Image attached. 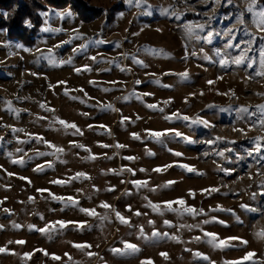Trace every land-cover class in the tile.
<instances>
[{
    "label": "rangeland",
    "instance_id": "1",
    "mask_svg": "<svg viewBox=\"0 0 264 264\" xmlns=\"http://www.w3.org/2000/svg\"><path fill=\"white\" fill-rule=\"evenodd\" d=\"M80 1L88 12L81 13L71 5L50 6L40 12L47 15H41L32 42L8 38L5 29L0 28V201H4L0 204V225H4L0 247L9 249L0 253V264H141L149 259L154 264H225L241 259L247 252H254L255 256L244 264H264V236L257 235L264 231V140L260 141V151H254L255 138L264 137V115L256 109L257 105H264V77L255 75L260 70L261 41L257 39L248 52L249 61L253 62V67L248 68V61L240 66L231 63L241 49L225 48L229 37L224 35L228 29H237L232 42L241 43L243 48L249 37L236 23V17L244 12L249 0H232L231 4L227 0H146L140 7L123 0ZM258 6L264 7L260 2ZM3 11L0 8L1 14ZM63 12L71 15H57ZM245 18L249 21L248 30L259 37L250 23V14L245 12ZM198 24L205 26L203 31L195 30L201 39H189L186 26ZM210 31L213 36L209 42ZM99 40L104 43H96ZM145 48L163 50L168 56L153 55ZM193 52L195 56L191 55ZM204 55L209 59H203ZM49 56L53 63L46 59ZM132 56L147 67L134 64ZM90 57H96V61ZM220 59L229 63L221 66ZM69 60L71 63L60 64ZM84 66L91 71L75 72ZM185 71L189 74L187 79L180 75ZM156 79L159 85L152 82ZM137 80L141 81L139 85ZM209 80L215 83L210 86L206 83ZM65 87L69 90L67 96ZM81 88L83 92L79 91ZM104 88L112 90L104 92ZM137 95L142 99L137 100ZM73 96L78 99H71ZM40 103L54 111L41 109ZM107 104L115 111L105 110L103 106ZM148 104L157 105V109L146 107ZM240 107H248L252 115L239 113ZM176 113L189 120L177 118L173 115ZM122 117L128 118L123 124ZM57 118L74 122L83 134L64 130L55 122ZM197 118L209 126L193 124ZM151 132L168 134L157 140ZM175 132L190 137L192 142L175 136ZM133 133L140 139H133ZM35 136L64 151L54 153V149L37 142ZM73 143L84 145L90 152ZM104 144L109 147H101ZM117 144L125 147L118 148ZM38 152L54 154L37 156ZM176 152L181 155L176 156ZM221 152L223 156L219 155ZM89 155L96 159H87ZM14 159H24L25 163L13 164ZM49 162L51 167L33 171L37 165ZM166 165L172 167L165 168ZM179 165L197 171L189 172ZM157 167L163 171L154 172ZM128 168L135 174L123 170ZM77 172L86 173L90 179L50 183L69 181ZM21 176L31 183L19 179ZM134 180L147 181V185L137 187L131 183ZM169 181L175 183L168 185ZM213 187L219 191H201ZM109 188L115 190L107 191ZM37 189L47 191L40 193ZM189 190L194 196L189 195ZM49 192L56 197H73L79 203L73 206L54 200ZM29 197L34 199L29 202ZM176 199H183L184 207L198 212L202 209L203 213L193 216L168 211L164 202ZM103 202L111 208L100 207ZM149 203L160 205V210L154 212L147 206ZM241 204L246 208L242 209ZM172 207L182 211L181 205ZM5 208L11 214L5 213ZM80 208L94 209L98 215H86ZM112 209L127 218L130 226L121 224ZM137 211L141 215H134ZM165 220L171 226H166ZM56 221L79 222L84 227L78 229L76 223H69L63 229L56 225L50 233L35 230ZM13 223L22 227L15 229ZM29 225L34 229L29 230ZM154 230L161 235L154 237ZM205 232L220 239L238 237L248 243L233 240L232 246L223 250L213 248ZM172 236L178 237V242ZM16 240L26 243H8ZM122 242L135 244L139 251L113 253L111 249L124 247ZM84 243L91 248L82 251L73 247ZM36 249L61 259L54 261ZM88 251L95 255L89 257ZM28 252L34 255L25 261L22 255ZM162 252L168 254L167 260L159 255ZM194 252L209 259L194 257ZM65 253L72 257L71 261Z\"/></svg>",
    "mask_w": 264,
    "mask_h": 264
},
{
    "label": "snow or ice",
    "instance_id": "2",
    "mask_svg": "<svg viewBox=\"0 0 264 264\" xmlns=\"http://www.w3.org/2000/svg\"><path fill=\"white\" fill-rule=\"evenodd\" d=\"M124 3L126 4H133L135 2L136 6L137 7H140L141 4L145 3L146 0H123ZM217 2H219V0H217ZM227 2L229 4H231L232 0H227ZM259 5V0H249V2L247 3L246 5V8L244 10V12H241L237 17H236V23H238L241 28L243 29L245 35H247L249 37V39L246 41V42H243L244 46L243 48H241V43H233V39L235 38V32L237 31V29H228V31H226L224 33V35L226 37H229L228 39V42L225 44V48H237V49H241L240 51V54L238 56H236L233 60H231V63L232 64H235L237 66H240L242 64H245L246 61L247 62V67L248 68H252L253 67V62H250L249 61V58H248V52L252 51V44L255 43L257 41V39H259L261 41V44H260V48H259V63H260V70H258L255 75L256 76H260V77H264V7H260L258 6ZM245 12L250 14V17H251V20H250V23L252 25H254V27L256 28V32L257 33H260L259 37H257L256 33H253L251 31L248 30L247 28V24L249 23L248 20H246L245 18ZM164 13L167 14V9L164 10ZM145 15H151V12H144ZM4 17L7 18V13H3ZM41 15H47L46 13H41ZM57 15L59 16H70L71 13L70 12H63V13H57ZM122 15V14H121ZM176 19H180V16L179 15H176ZM25 24L27 27H32L30 21H25ZM205 28V26L203 24H198V25H187L186 26V33H187V36L189 39H194V40H199L201 39V37L196 33V29H199V31H203ZM45 31H47V29H45ZM134 35H138V33H135ZM213 36V32H208L207 33V37L209 38V42H210V38ZM96 43H104L103 40H99V41H96ZM84 47V46H82ZM117 47H119V45L117 44ZM27 50V49H25ZM51 51V50H49ZM74 52L77 51V49H73ZM144 51L146 52H151V54L153 55H162V56H168V53L164 52L163 50H155V49H147L145 48ZM127 56V54H125ZM191 55L195 56L196 53L193 52L191 53ZM216 55L217 56H220L221 55V52L219 50H216ZM46 59L49 60V63H53L51 57H46ZM90 59H92L93 61H96V57H90ZM132 61L134 64L136 65H139L140 67H147V65L142 61V60H139L136 58V56H132L131 57ZM203 59L205 60H208L209 59V56L207 55H204ZM65 63H71V60L69 61H60V64H65ZM109 63H112V61H109ZM219 63L221 66H225L227 63H229V61L225 60V59H220L219 60ZM126 69L124 68H121V71H125ZM81 71H91V69L88 67V66H84L83 69L81 68H76L75 69V72L76 73H80ZM33 75H35V73H33ZM148 75H155V74H152V73H149ZM182 78L184 79H187L188 78V72L185 71L184 73H181L180 74ZM218 79H222V77H218ZM153 83L159 85L160 84V81L159 79H156V80H153L152 81ZM60 84H65L66 85V82L65 81H60L58 82ZM89 83H94L92 81H90ZM112 83H116L115 81L112 82ZM135 83L137 85H139L141 83L140 80H137L135 81ZM206 83L208 85H212L214 84L215 82L212 81V80H209V81H206ZM164 87H167V85H163ZM49 87H53L52 85H49ZM112 89L110 88H104L103 91L104 92H109L111 91ZM79 91L83 92L84 90L81 88L79 89ZM69 94V90L67 87H65V90H64V95H68ZM202 94V93H201ZM219 94H223V93H219ZM143 96H148V95H151V93H143L142 94ZM85 96H87V93H85ZM129 97H123L124 100H127ZM71 99L73 100H76L78 99V97H71ZM136 99L137 100H141L142 97L137 95L136 96ZM83 103V101H81ZM9 104V111H12L10 105H11V102H7ZM39 107L41 109H46L48 111H54V109H50V108H47L46 104L44 103H40L39 104ZM105 110H113L115 111V109L112 107L111 104H107V105H104L103 106ZM146 107L150 108V109H157V105H154V104H148L146 105ZM256 109L257 111H259L262 115H264V105H257L256 106ZM160 111H163V109H159ZM224 109H221V111H223ZM237 111L239 113H248L249 115H252V113H249V108L248 107H240L237 109ZM17 115H19V113L17 112ZM84 115H87L86 113H84ZM175 115L177 118H182L183 120H189V117L187 116H183L181 117L179 115V113H176V114H173ZM41 119H43V117H40ZM165 119H170V117H165ZM126 120H128L127 117H122L120 123L123 124ZM56 123H58L59 125H61L63 127L64 130H68V129H73L74 132L72 133L73 135H76V134H79V135H82L83 132L82 130L74 123V122H67L63 119H59L57 118ZM192 123L193 124H203L204 126H209L208 125V122L205 121V120H202V119H195V120H192ZM261 125L264 126V120L261 121ZM89 127L91 128L92 126L89 125ZM99 127L101 128H106V126L104 125H100ZM234 130H238V131H243L242 129H234ZM14 132L16 131H22L21 129H13ZM168 133L167 132H151L150 135L154 138H156L157 140L164 136V135H167ZM132 135V138L133 139H140V137L133 133L131 134ZM175 136H178V137H182V139L184 141H187L189 143L192 142L191 138L188 137V136H183L181 133L179 132H175L174 133ZM34 139L37 141V142H43L48 148L50 149H54V153H62L64 151L63 148L61 147H58L54 144H52L51 142H48L46 141L43 137L41 136H35ZM217 139H220V138H217ZM261 140H264V137H257L255 138V148H254V151L255 152H259L260 151V148H261V144H260V141ZM26 142V141H25ZM209 143H212V141H209ZM73 146L74 147H79V148H84L85 151H89L90 152V149H87L85 148L84 145H78V144H75L73 143ZM101 147H104V148H107L109 147V145L107 144H104V145H101ZM116 147L118 148H123L125 147V145H122V144H117ZM17 151H21L20 149H17ZM54 153H45V152H38L37 153V156H44V155H51V154H54ZM11 155V154H9ZM149 155H151V153H149ZM176 156H180L181 153L179 152H176L175 153ZM220 156H223L224 153H219ZM249 155H252V153L250 152ZM87 159H96V157L94 155H89V157H87ZM125 159H128V160H133L135 159L134 157H125ZM11 163L13 164H19V165H23L25 163L24 159H14L11 161ZM180 167L182 168H185L187 169V171L189 172H196L197 170L188 166V165H179ZM45 167H51V163L49 162L47 165H37V167L35 169H33V171H36V172H40V171H43ZM165 168L167 167H172V165H166L164 166ZM124 171H128V172H132L133 174L134 173V170L131 169V168H128V169H123ZM111 172H115V170H109ZM140 171H145V169H140ZM154 172H161L163 171L162 168L160 167H157L155 169H153ZM220 171H225L224 169H220ZM116 174H119V173H116ZM200 175H202V173H198ZM225 174H228L227 172ZM9 176H12L14 175L13 173H8ZM85 178V179H90L89 176H87L86 173H83V172H77L75 174V176L73 177H70L69 178V181H61V180H53L51 181L50 183H53V184H63V183H67V182H70V180H73V179H79V178ZM19 179L21 180H25L27 181L29 184L31 183L30 179H28L27 177H19ZM131 183L137 187H143V186H146L147 185V181H139V180H134V181H131ZM175 183L174 181H169L168 182V185L170 184H173ZM167 186V185H166ZM115 189L114 188H109L107 189V191H114ZM38 192L40 193H43V192H46L47 189H37ZM202 192H209V193H215V192H218L219 189L213 187L211 189H203L201 190ZM189 195L190 196H194V193L192 192V190H189ZM49 196L52 197V199L54 200H62V201H66V202H69L71 203L73 206L75 205H78V201H76L73 197H67V198H64V197H56L54 194L50 193L49 192ZM6 199V198H5ZM34 198L33 197H29V202H31ZM4 201H0V204H3ZM173 204H178V205H181L182 206V211L181 209H176V208H173L172 205ZM185 205V201L183 199H176L174 201H166L164 202V207L168 210V211H174V212H177L178 215H183L184 213H187V214H190V215H198V214H202L203 213V210H199V212L193 208V207H184ZM148 207H151L152 210L154 212H158L160 210V205H156V204H151L149 203V205H147ZM100 207L104 208V209H110L111 208V205H109L108 203L106 202H103L101 203ZM240 207L242 209L246 208V205L244 204H241ZM129 211H131V208L129 207L128 208ZM216 210H223V209H216ZM80 211L82 213H85L86 215H89V216H97V212L94 210V209H85V208H80ZM112 211L115 212V216H116V219L121 223V224H125V225H129L130 226V221L125 218L119 211H116L115 209H112ZM211 211V210H210ZM4 212L5 213H8V214H11V210L10 209H7L5 208L4 209ZM162 214V213H161ZM134 215L136 216H139L141 215V213L139 211L135 212ZM101 219H105L104 217H101ZM69 223H76L77 224V228L78 229H82L84 227V225L82 223H79V222H71V221H56L54 224H50L48 226H46L45 228H40V229H35L36 231H39L40 233H50L52 231L55 230V226L58 225L59 228L63 229L65 228ZM149 224H153V221H149L148 222ZM204 223H209V221H204ZM219 223L223 224L224 221H219ZM164 224L166 226H171V222L170 221H167L165 220L164 221ZM12 227L15 228V229H20L22 227V225L20 224H17V223H13L12 224ZM29 230H32L34 229L35 226L33 225H29ZM181 227H184L183 225ZM189 227H192V226H189ZM195 227H199V225H196ZM4 229V225H0V230H3ZM140 234L141 236H143V228L141 227L140 228ZM152 235L155 237V236H158V235H161V233L157 232V231H153ZM163 235H168L167 233H164ZM258 236H264V231L260 232V233H257ZM204 236L206 237H210L208 243H210L212 245L213 248H218V249H221L223 250L224 248H227V247H230L232 246L230 244V241H233V240H240V244H243V245H246L248 242L247 241H244L238 237H229V238H226V239H220L216 234L214 233H208V232H205L204 233ZM171 239L173 240H177L178 242V237L176 236H172ZM197 240L200 239V237H196ZM9 244L11 243H15L17 245H24L26 243V241L24 240H16V241H9L8 242ZM124 244V247L122 249H118V248H113L111 249V251L113 253H122L124 251H131V252H137L139 251V249L137 248V246L135 244H132V243H128V242H122ZM73 247L76 248V249H79V250H85V249H90L91 248V245L89 244H73ZM34 251H37V252H43L44 256L45 257H50L52 260L54 261H58L61 259L60 256L58 255H55V254H50L48 253L46 250H43V249H36ZM9 252V249L7 248V246H4V247H0V253H7ZM12 254H16V253H12ZM89 257L95 255V253H92L90 251H88L86 253ZM34 255L33 252H28V253H23L22 255V259L23 260H29L31 259V257ZM161 257H163L164 259H168V254L167 253H160L159 254ZM194 257H201L202 259L204 260H208L209 258L207 256H202L201 253L199 252H194L193 253ZM65 256L68 258L69 261L72 260V257L65 253ZM255 256V253L254 252H247L241 259L239 260H235V261H226L225 264H244L245 261H250L252 260V258ZM141 264H154L153 261H151L150 259L149 260H145V261H142Z\"/></svg>",
    "mask_w": 264,
    "mask_h": 264
},
{
    "label": "trees",
    "instance_id": "3",
    "mask_svg": "<svg viewBox=\"0 0 264 264\" xmlns=\"http://www.w3.org/2000/svg\"><path fill=\"white\" fill-rule=\"evenodd\" d=\"M259 2L264 5V0ZM67 5H71L81 13L88 12L86 4L80 0H0V8L4 10L3 13L8 14L5 18L3 13H0V28L5 29L8 38L32 42L41 24L40 12L50 6ZM25 21H30L32 27H27Z\"/></svg>",
    "mask_w": 264,
    "mask_h": 264
}]
</instances>
